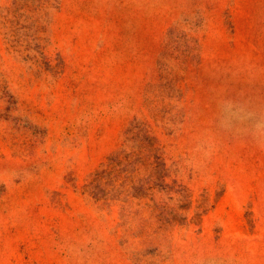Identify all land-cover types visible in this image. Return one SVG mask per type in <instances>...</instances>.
<instances>
[{"label":"rangeland","instance_id":"rangeland-1","mask_svg":"<svg viewBox=\"0 0 264 264\" xmlns=\"http://www.w3.org/2000/svg\"><path fill=\"white\" fill-rule=\"evenodd\" d=\"M0 264H264V0H0Z\"/></svg>","mask_w":264,"mask_h":264}]
</instances>
